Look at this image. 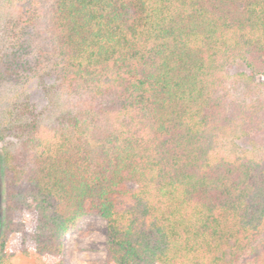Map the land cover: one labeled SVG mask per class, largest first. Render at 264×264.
<instances>
[{
  "label": "trees",
  "instance_id": "obj_1",
  "mask_svg": "<svg viewBox=\"0 0 264 264\" xmlns=\"http://www.w3.org/2000/svg\"><path fill=\"white\" fill-rule=\"evenodd\" d=\"M7 1L0 83L33 70L20 31L56 73L45 107L0 122L20 251L65 264L66 234L98 213L104 264H264V0Z\"/></svg>",
  "mask_w": 264,
  "mask_h": 264
},
{
  "label": "rangeland",
  "instance_id": "obj_2",
  "mask_svg": "<svg viewBox=\"0 0 264 264\" xmlns=\"http://www.w3.org/2000/svg\"><path fill=\"white\" fill-rule=\"evenodd\" d=\"M7 0H0V42L5 45V37H8L12 32V13ZM23 32H25L23 34ZM18 39H12L10 42L22 41L28 46L27 50H22L27 53L24 59L31 61L33 70L27 76H24L19 83L9 82L6 80L0 83V122L4 119L5 113L12 108L14 102L29 100L37 110L42 109L48 102L47 92L55 85V61L52 55L50 44L45 37L37 31H20ZM17 40V41H16ZM0 43V44H1ZM20 43H18L19 45ZM246 65L243 62H238L231 67L226 79L227 91L233 94L237 93L236 88H242V83L238 82L237 74L246 71ZM260 80H264V77ZM256 91V89H254ZM261 91L258 90V94ZM264 94V91H263ZM1 124V123H0ZM2 127L0 126V131ZM6 134L0 132V148L3 150V156L0 159V179L5 183V213L3 215L2 233L0 236V264L4 253L9 259V264H40L39 259L35 254L29 255L20 251L18 242V233L14 229L6 234L8 228V191L4 172L6 163V152L8 148L13 150L17 147ZM235 141L239 147L251 146L249 138H236ZM11 142V143H10ZM233 140H226L224 147L230 148L233 146ZM7 145V146H6ZM8 148H6V147ZM238 147V148H239ZM7 149V150H6ZM134 185V184H132ZM20 215L17 216V220ZM107 220L98 213H90L86 215L78 225L66 234L65 239V264H104L107 257Z\"/></svg>",
  "mask_w": 264,
  "mask_h": 264
},
{
  "label": "water",
  "instance_id": "obj_3",
  "mask_svg": "<svg viewBox=\"0 0 264 264\" xmlns=\"http://www.w3.org/2000/svg\"><path fill=\"white\" fill-rule=\"evenodd\" d=\"M2 156H3V150L0 148V159ZM5 192H6L5 183L2 179H0V236L2 233L3 215L5 213V206H4Z\"/></svg>",
  "mask_w": 264,
  "mask_h": 264
}]
</instances>
